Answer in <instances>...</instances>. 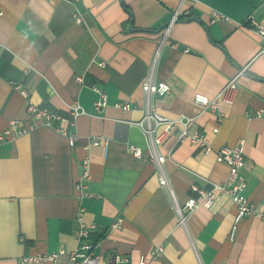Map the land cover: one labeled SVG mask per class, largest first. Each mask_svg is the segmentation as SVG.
Masks as SVG:
<instances>
[{
    "label": "crops",
    "instance_id": "1",
    "mask_svg": "<svg viewBox=\"0 0 264 264\" xmlns=\"http://www.w3.org/2000/svg\"><path fill=\"white\" fill-rule=\"evenodd\" d=\"M177 5L178 0H0V132L13 118L34 124L0 140V264H71L67 253L75 247L80 207L83 220L96 224L90 238L100 264H139L141 255L148 257L146 264H264V221L252 214L235 221L236 205L223 192L178 223L136 124L145 107L141 82L153 65L154 79L169 86L168 93L151 96L155 111L191 117L189 133L204 134L211 147L204 152L189 139L176 142V128L157 146L176 203L197 196L192 184L211 190L223 181L228 168L215 150L243 139V194L264 209V115L255 114L264 107V37L247 25L252 16L264 26V0H187L189 15L174 20L164 38ZM211 9L229 20L209 22ZM75 10L81 22L74 21ZM243 67L232 103L210 111L193 102L195 92L213 96ZM94 86L106 94L100 111L93 105ZM28 99L73 120L75 143L53 128L56 121L52 126L31 117ZM75 101L84 112L73 117L68 106ZM121 101L131 108L115 105ZM95 136L100 142L89 144ZM129 144L141 154L135 156ZM85 157L89 173L82 196L74 184ZM157 246L161 251L149 258ZM61 248L65 253L54 262H21Z\"/></svg>",
    "mask_w": 264,
    "mask_h": 264
},
{
    "label": "built area",
    "instance_id": "2",
    "mask_svg": "<svg viewBox=\"0 0 264 264\" xmlns=\"http://www.w3.org/2000/svg\"><path fill=\"white\" fill-rule=\"evenodd\" d=\"M187 0H178V5L175 8L170 21L164 27V38L168 32L169 26L174 20L179 19L181 16L189 15V9L184 7ZM73 19L75 22H81V13L79 10L73 12ZM218 20H229V18L215 10L211 9L209 13V22H214ZM247 25L252 28V30L259 36L264 37V26L259 23L252 16L248 17ZM259 52H264V45L260 46ZM100 66L105 64L104 61L98 62ZM245 71V67L238 70V72L228 78L222 87L213 96H208L206 94L195 92L192 96V100L195 104L201 106L202 108L209 109L210 111H216L218 109L219 103H232L236 91H237V76ZM81 80V77H77ZM15 88H17L20 93L28 98V92L20 86L18 82H12ZM94 90L97 92V99L94 101V109L100 111L106 105V94L99 87L94 86ZM141 89L144 95V113L140 120L136 122L141 128L149 147L150 157L155 161L157 171H158V182L164 187L173 200L174 210L177 214V220L179 224L185 222L186 215L191 212L194 208L199 205L205 207H210L213 199L217 192H223L227 194L232 201L235 203L237 208V213L235 216V221L245 214L257 215L264 221V209L257 210L243 194V189L245 187V182L241 177L240 170L244 165V140H238L237 144L233 146H221L215 150V158L217 161L224 163L228 172L225 179L219 183H215L211 190H203L197 185L192 184L190 190L197 193V196H189L183 205L176 203L173 195L172 188L168 182L166 173L163 169V161L165 155L161 154L157 146L161 140L174 128L176 131V142H181L183 140L189 139L192 143H196L201 146L204 152H209L211 150L210 144L204 134L199 132L189 133L187 128V123L191 119L186 115H181L177 118H168L164 115L159 114L155 111L153 103L151 102V96L153 94L164 95L169 92V86L166 82L155 80L153 75V65L150 66L147 74L141 82ZM122 110L131 108L128 101H121L115 104ZM69 112L73 117L78 114L83 113V108L78 104V102H73L68 106ZM26 112L33 117L35 120L47 125H52L54 121L57 123L53 128L59 133L65 135L68 138L69 143L72 145L75 143L77 136L72 131V126L74 124L73 120H68L66 117L48 110L47 108L37 106L29 99L25 108ZM257 116L264 115V107L258 108L255 111ZM34 124L29 123L28 125L21 124V122L13 118L9 121L7 126H5L0 132V140L3 139H14L17 136L28 132L33 128ZM100 142V136H95L90 139L89 144H97ZM129 150L135 155L139 156L141 154V149L134 144H129ZM89 173V158L85 157L82 160V171L78 180H76L74 187L79 192L80 195H86L85 191V178L88 177ZM83 208L77 212V222L78 225L74 232L75 247L73 250L67 253L69 261L71 264H100L99 257L94 253L93 248L96 244L95 240L90 238L91 234L95 232L96 224L87 223L83 220ZM119 219H117L112 226H117ZM161 246H157L150 250L149 258L158 255L161 251ZM65 253L62 248L57 252H51L46 254H36L32 256H26L21 259L22 263H36L41 261H51L54 262L59 254ZM120 260H127L126 257L116 256ZM148 257L141 255L139 258V264H146Z\"/></svg>",
    "mask_w": 264,
    "mask_h": 264
}]
</instances>
